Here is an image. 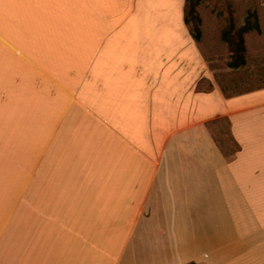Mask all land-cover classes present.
Returning a JSON list of instances; mask_svg holds the SVG:
<instances>
[{
  "label": "crops",
  "instance_id": "crops-1",
  "mask_svg": "<svg viewBox=\"0 0 264 264\" xmlns=\"http://www.w3.org/2000/svg\"><path fill=\"white\" fill-rule=\"evenodd\" d=\"M184 1L0 0V264H264V88L198 89Z\"/></svg>",
  "mask_w": 264,
  "mask_h": 264
},
{
  "label": "rangeland",
  "instance_id": "rangeland-1",
  "mask_svg": "<svg viewBox=\"0 0 264 264\" xmlns=\"http://www.w3.org/2000/svg\"><path fill=\"white\" fill-rule=\"evenodd\" d=\"M196 11L201 19L202 34L198 47L209 70L208 77H202L199 89L210 90L209 79L229 96L264 87V0H199ZM251 12L256 13L260 33L244 36L246 64L239 69H231L228 67L229 47L221 40V33L230 19L238 27ZM229 124L228 120L220 119L208 125L215 143L227 158L237 153Z\"/></svg>",
  "mask_w": 264,
  "mask_h": 264
},
{
  "label": "trees",
  "instance_id": "trees-1",
  "mask_svg": "<svg viewBox=\"0 0 264 264\" xmlns=\"http://www.w3.org/2000/svg\"><path fill=\"white\" fill-rule=\"evenodd\" d=\"M198 3L199 0H185L183 6V22L187 27L189 35L196 43L200 42L202 35L200 29L201 19L196 11ZM253 32L260 33V25L255 12L248 13L242 24L238 27L235 26V23L232 19L229 20L227 28L221 33V40L228 45L230 51V60L228 62L229 68L239 69L245 66L246 48L244 36ZM236 146L238 150L239 147L237 144Z\"/></svg>",
  "mask_w": 264,
  "mask_h": 264
},
{
  "label": "bare ground",
  "instance_id": "bare-ground-1",
  "mask_svg": "<svg viewBox=\"0 0 264 264\" xmlns=\"http://www.w3.org/2000/svg\"><path fill=\"white\" fill-rule=\"evenodd\" d=\"M129 39V38H128ZM133 41V40H132ZM155 81V80H154Z\"/></svg>",
  "mask_w": 264,
  "mask_h": 264
}]
</instances>
